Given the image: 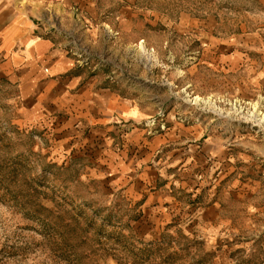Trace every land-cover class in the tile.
I'll list each match as a JSON object with an SVG mask.
<instances>
[{
	"label": "rangeland",
	"instance_id": "374dc122",
	"mask_svg": "<svg viewBox=\"0 0 264 264\" xmlns=\"http://www.w3.org/2000/svg\"><path fill=\"white\" fill-rule=\"evenodd\" d=\"M50 14L73 62L63 78H80L96 118L61 87L21 100L0 74V264H264V0H68ZM114 98L135 121L105 114ZM135 127L171 132L144 166L179 182L165 215L112 171L109 151L138 155Z\"/></svg>",
	"mask_w": 264,
	"mask_h": 264
},
{
	"label": "crops",
	"instance_id": "0c3cea01",
	"mask_svg": "<svg viewBox=\"0 0 264 264\" xmlns=\"http://www.w3.org/2000/svg\"><path fill=\"white\" fill-rule=\"evenodd\" d=\"M66 1L68 0H0V74L18 86L19 99L25 101L52 100L54 97L50 95L63 88L61 93L68 95L64 99L70 100L71 105L81 113L87 110L88 119L94 120L96 117H92L90 111L93 110L92 103L95 99L88 98L83 84L82 87L78 86L80 78L76 75L70 74L63 78L74 71L73 62L67 58L58 38L47 29L48 24L45 23L50 19V11ZM37 95L42 97L36 98ZM115 101L117 100L114 98V102L104 104L107 110L105 114L115 113L120 117L136 120V117L129 114L126 106ZM39 107L41 104L32 103L27 108L34 114V119L45 117ZM104 118V125L114 123L108 122L112 116ZM28 120L32 119L28 117ZM146 132L147 129L135 127L126 140L127 148L129 145L133 150L139 149L138 155L132 156L131 151L129 154L127 151H109L107 156L112 171L116 174L115 179L124 190L136 201H142L144 208L155 209L165 215L169 206L174 203L176 192L173 187L178 189L179 182L165 180L167 178H164L166 175H163V171L166 168L157 170L144 166L156 158L161 146L170 143L171 132L156 133L152 137L145 136ZM159 157L162 156H157ZM216 210V206L201 210L199 222L211 223L216 219Z\"/></svg>",
	"mask_w": 264,
	"mask_h": 264
}]
</instances>
